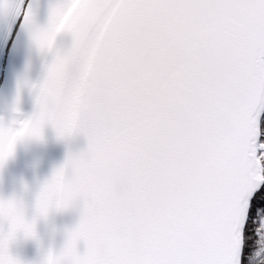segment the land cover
Segmentation results:
<instances>
[{
  "label": "snow or ice",
  "instance_id": "obj_1",
  "mask_svg": "<svg viewBox=\"0 0 264 264\" xmlns=\"http://www.w3.org/2000/svg\"><path fill=\"white\" fill-rule=\"evenodd\" d=\"M23 24L52 60L0 163L45 125L86 141L36 194L35 216L81 205L43 264H264V0H57ZM35 216L0 199V264Z\"/></svg>",
  "mask_w": 264,
  "mask_h": 264
},
{
  "label": "water",
  "instance_id": "obj_2",
  "mask_svg": "<svg viewBox=\"0 0 264 264\" xmlns=\"http://www.w3.org/2000/svg\"><path fill=\"white\" fill-rule=\"evenodd\" d=\"M56 2L57 0H28L24 12L31 9L34 23L38 26H44L48 17L49 6ZM13 40L14 46L18 43L23 47L22 51L24 55H22V62H24L25 66L27 65L25 68L26 77L28 66L33 64L36 47L29 39L27 29L23 24V18ZM70 44V35L61 33L56 38L53 50L57 48L66 49ZM51 60L52 53H45L40 67L37 69L35 78L33 77L31 80L32 83L28 89L29 91L25 92V88L27 85L26 80L30 77H26V82H23V100L18 109L17 122L23 121L33 115L36 108V88L33 85L38 87L43 81L46 67ZM0 102H3V99ZM16 126H18V123L14 125V127ZM42 135L43 141L38 144L33 143L26 146L17 143L13 157L10 158L3 172L0 173V199H21L27 219L32 218L36 192L44 183L46 174L47 176L51 174L48 168L50 166L53 167V170L58 168L64 163L69 153L73 155L78 154L86 147V141L82 135L74 134L66 139H58L54 129L50 125H46L43 128ZM21 180L27 184V191L22 190ZM80 207V202L77 201L66 210L51 212L49 214L47 228L41 230V235H39L43 242V250L39 249L34 241H26L21 235H18L9 245L10 254L14 258L19 259L22 264H38L40 255L49 247H51L53 252H58L64 244L66 231L72 229L79 221ZM0 227L6 231L7 223L4 222ZM78 247L80 251H83L82 243Z\"/></svg>",
  "mask_w": 264,
  "mask_h": 264
},
{
  "label": "flooded vegetation",
  "instance_id": "obj_3",
  "mask_svg": "<svg viewBox=\"0 0 264 264\" xmlns=\"http://www.w3.org/2000/svg\"><path fill=\"white\" fill-rule=\"evenodd\" d=\"M8 3L9 13H0V101L3 99V102H0V124L5 127L18 119L19 110L14 111V109H19L23 100V82H26L25 68L27 66L22 62V55H24L22 45L17 43L14 46L13 39L28 0H8Z\"/></svg>",
  "mask_w": 264,
  "mask_h": 264
},
{
  "label": "clouds",
  "instance_id": "obj_4",
  "mask_svg": "<svg viewBox=\"0 0 264 264\" xmlns=\"http://www.w3.org/2000/svg\"><path fill=\"white\" fill-rule=\"evenodd\" d=\"M15 124H17V123H12V124H10L9 126H11L12 128H18L19 125L16 126V127L13 126V125H15ZM45 126H46V125H45ZM45 126H44V127H45ZM50 126H51V125H50ZM44 127H43V128H44ZM51 127H52V126H51ZM42 132H43V130H42ZM56 136H57V135H56ZM57 138H58V137H57ZM58 139H64V138H58ZM42 141H43V135L35 136V135H31V134H29V133H27V132H26L25 134H23V135L17 137V139H16V141H15V144H14L13 152H12V153H11L6 159H5L2 163H0V173L3 172V170H4L5 167H6V165L8 164V161L10 160V158L13 157V154H14V152H15V149H16V145H17V143H21V144H24V145L27 146V145H31V144H33V143L38 144V143H41ZM21 186H22V190H23V191H27V190H28V186H27V184H26L23 180H21ZM41 186H42V185H41ZM41 186H40V187H41ZM40 187H39V189H40ZM38 191H39V190H38ZM38 191H37V192H38ZM37 192H36V194H37ZM36 194H35V197H36ZM11 199H14L17 203H19L20 205H22L23 208H24V205H23V202H22L21 199H15V198H11ZM69 208H70V207H69ZM67 209H68V208H67ZM63 210H66V209H60V210H57V209L53 208V209H51V210L49 211V213L47 214V216H35L34 211H33L32 218H31V219H27V218H26L27 220L32 221L33 218H34V216H35V219H34V227H33L32 234H30V235H25L23 231H18V232L16 233V235H15L14 240L17 238L18 235H21V236L23 237L24 240H26V241H27V240L34 241V242L37 244L38 248L41 249V250H43V242H42V240H41V238H40V236L38 235L37 230H36L37 222H38V221H45V222H47L48 217H49V214H50L51 212H60V211H63ZM14 240H13V241H14ZM49 250H52L51 247H49L46 251H43V254H42L41 258H40L39 261H38V264H43V261L46 259ZM52 251H53V250H52Z\"/></svg>",
  "mask_w": 264,
  "mask_h": 264
},
{
  "label": "rangeland",
  "instance_id": "obj_5",
  "mask_svg": "<svg viewBox=\"0 0 264 264\" xmlns=\"http://www.w3.org/2000/svg\"><path fill=\"white\" fill-rule=\"evenodd\" d=\"M47 19H48V17H47ZM47 19L45 21V24L47 23ZM44 55H45V52H40V51H38L35 48L33 64H31V66H28V70H27V73H26V77H30L28 80H26L27 81V85H26V88H25L26 92L29 91L28 89H29V87H30V85L32 83L31 80H32L33 77L35 78V76L37 74V71H38L37 69H39Z\"/></svg>",
  "mask_w": 264,
  "mask_h": 264
},
{
  "label": "bare ground",
  "instance_id": "obj_6",
  "mask_svg": "<svg viewBox=\"0 0 264 264\" xmlns=\"http://www.w3.org/2000/svg\"><path fill=\"white\" fill-rule=\"evenodd\" d=\"M49 169V173L51 172V174H52V172H53V167L52 166H50V168H48ZM51 174H49L48 176H47V174H46V177H45V180H47L50 176H51ZM39 223L37 224V233H38V235H41V230H45L46 228H47V224H48V220H47V222H45V221H38ZM43 254V253H42ZM42 254L40 255V258H41V256H42ZM39 258V259H40Z\"/></svg>",
  "mask_w": 264,
  "mask_h": 264
},
{
  "label": "trees",
  "instance_id": "obj_7",
  "mask_svg": "<svg viewBox=\"0 0 264 264\" xmlns=\"http://www.w3.org/2000/svg\"><path fill=\"white\" fill-rule=\"evenodd\" d=\"M262 119H264V116H262Z\"/></svg>",
  "mask_w": 264,
  "mask_h": 264
}]
</instances>
